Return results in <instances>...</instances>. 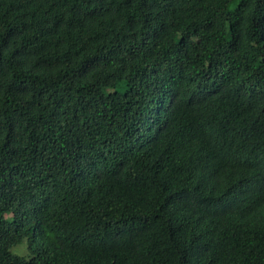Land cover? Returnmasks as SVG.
<instances>
[{"label":"trees","instance_id":"16d2710c","mask_svg":"<svg viewBox=\"0 0 264 264\" xmlns=\"http://www.w3.org/2000/svg\"><path fill=\"white\" fill-rule=\"evenodd\" d=\"M0 264H264V0H0Z\"/></svg>","mask_w":264,"mask_h":264},{"label":"rangeland","instance_id":"374dc122","mask_svg":"<svg viewBox=\"0 0 264 264\" xmlns=\"http://www.w3.org/2000/svg\"><path fill=\"white\" fill-rule=\"evenodd\" d=\"M25 245V244H24ZM11 251L14 253H18V254H22L24 253L25 255H29L31 254V252L29 251L28 248L25 249V247L23 246V244H18L14 247L11 248Z\"/></svg>","mask_w":264,"mask_h":264}]
</instances>
